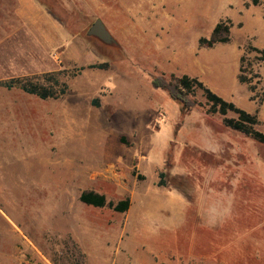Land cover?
<instances>
[{"label": "rangeland", "instance_id": "rangeland-1", "mask_svg": "<svg viewBox=\"0 0 264 264\" xmlns=\"http://www.w3.org/2000/svg\"><path fill=\"white\" fill-rule=\"evenodd\" d=\"M37 1L50 43L0 12V82L21 84L0 87V264H264V144L152 84L196 78L264 133V0Z\"/></svg>", "mask_w": 264, "mask_h": 264}, {"label": "trees", "instance_id": "trees-1", "mask_svg": "<svg viewBox=\"0 0 264 264\" xmlns=\"http://www.w3.org/2000/svg\"><path fill=\"white\" fill-rule=\"evenodd\" d=\"M220 27V25H217L214 29V37L218 34ZM228 40L229 39L226 38L220 41L226 42ZM203 41L204 40L200 41L201 45H203ZM216 41V39L210 40L207 42V44L212 46L214 43H216ZM152 84L155 88L165 90L173 101L178 102L181 105L183 113L190 112L196 106L195 100H193L190 96L191 93L194 92L196 88L202 89L207 100L213 105V108L210 111L219 112L222 115H226L228 111H234L239 115L237 120L225 118L224 123L226 127L237 131L258 143L264 144V133L255 128V125L258 123L256 116L238 108L233 102H228L227 100L223 99L211 89L206 87L198 79L190 78L187 75L182 77H172L170 81H167L164 77H155L152 80ZM17 85L21 84L15 79L0 82V87H6L7 89H11ZM21 87L25 92L37 95L42 99L55 96L54 93L52 94L47 91H40L36 86L24 84ZM80 200L83 203L92 205L94 207H105L108 205L118 212H125L130 207L129 199L122 200L117 204L108 203L104 195L95 193L93 191L83 192L80 195Z\"/></svg>", "mask_w": 264, "mask_h": 264}, {"label": "crops", "instance_id": "crops-1", "mask_svg": "<svg viewBox=\"0 0 264 264\" xmlns=\"http://www.w3.org/2000/svg\"><path fill=\"white\" fill-rule=\"evenodd\" d=\"M3 0H0V12H3ZM15 10L14 13L16 18H21L27 25L35 27L40 22L42 25L46 24L52 28V33H48L45 27L42 28V38L47 41V43L55 40L53 32H62L64 29L62 26L52 17V15L37 1V0H15ZM2 15V13H0Z\"/></svg>", "mask_w": 264, "mask_h": 264}, {"label": "water", "instance_id": "water-1", "mask_svg": "<svg viewBox=\"0 0 264 264\" xmlns=\"http://www.w3.org/2000/svg\"><path fill=\"white\" fill-rule=\"evenodd\" d=\"M88 36L96 37L106 44L116 43L115 38L109 32L101 19H97L87 32Z\"/></svg>", "mask_w": 264, "mask_h": 264}]
</instances>
